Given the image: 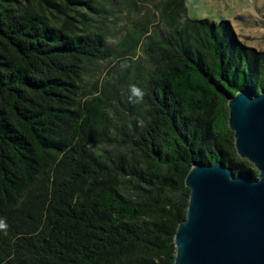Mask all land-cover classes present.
Masks as SVG:
<instances>
[{
	"label": "trees",
	"instance_id": "obj_1",
	"mask_svg": "<svg viewBox=\"0 0 264 264\" xmlns=\"http://www.w3.org/2000/svg\"><path fill=\"white\" fill-rule=\"evenodd\" d=\"M125 2L0 0V264H174L193 165L258 175L227 100L264 90V51L185 0L109 44Z\"/></svg>",
	"mask_w": 264,
	"mask_h": 264
},
{
	"label": "water",
	"instance_id": "obj_2",
	"mask_svg": "<svg viewBox=\"0 0 264 264\" xmlns=\"http://www.w3.org/2000/svg\"><path fill=\"white\" fill-rule=\"evenodd\" d=\"M227 104L237 154L258 175H234L222 162L193 165L174 264H264V90L239 91Z\"/></svg>",
	"mask_w": 264,
	"mask_h": 264
},
{
	"label": "rangeland",
	"instance_id": "obj_3",
	"mask_svg": "<svg viewBox=\"0 0 264 264\" xmlns=\"http://www.w3.org/2000/svg\"><path fill=\"white\" fill-rule=\"evenodd\" d=\"M125 1L124 6L118 7L116 23L110 24L114 35L108 39L109 44H117L126 34V29H133L134 24L144 20L145 17L150 20L148 27L151 29L159 22L157 11L159 0ZM185 3L186 16L189 19L204 18L218 24L221 21H229L244 44L264 51V0H185ZM147 36L143 34L136 49L135 59L143 56L144 40ZM109 67L111 66L105 63L96 70V79L99 80V84L104 81ZM253 168L256 170L254 166Z\"/></svg>",
	"mask_w": 264,
	"mask_h": 264
},
{
	"label": "clouds",
	"instance_id": "obj_4",
	"mask_svg": "<svg viewBox=\"0 0 264 264\" xmlns=\"http://www.w3.org/2000/svg\"><path fill=\"white\" fill-rule=\"evenodd\" d=\"M130 92H131V96L135 98L134 102H140L143 99L144 96V92L142 89H140L139 87H137L136 85H131L130 86ZM5 225L0 222V228H4Z\"/></svg>",
	"mask_w": 264,
	"mask_h": 264
}]
</instances>
